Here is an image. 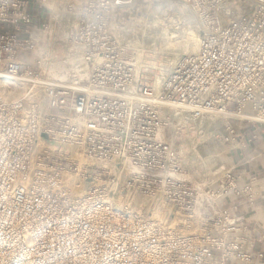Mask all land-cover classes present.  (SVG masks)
Returning a JSON list of instances; mask_svg holds the SVG:
<instances>
[{"label": "built area", "instance_id": "built-area-1", "mask_svg": "<svg viewBox=\"0 0 264 264\" xmlns=\"http://www.w3.org/2000/svg\"><path fill=\"white\" fill-rule=\"evenodd\" d=\"M180 1L200 28L198 49L165 69L120 48L107 30L120 0L87 1L68 31L86 65L80 87H71L47 80L41 57L28 59L41 50L46 27L33 0H0V264H258L264 257V236L237 211L250 201V185H239L231 169L215 181L208 172L192 177L177 142L163 134L165 106L187 122L228 114L264 124V0ZM70 147L129 173L119 184L120 169L78 167ZM64 172H78L82 186L68 189ZM131 192L156 195L195 226L115 205L117 194Z\"/></svg>", "mask_w": 264, "mask_h": 264}, {"label": "rangeland", "instance_id": "rangeland-1", "mask_svg": "<svg viewBox=\"0 0 264 264\" xmlns=\"http://www.w3.org/2000/svg\"><path fill=\"white\" fill-rule=\"evenodd\" d=\"M87 1L89 0H73V1L71 0H33L32 2L33 12L43 16L42 22L46 25V27H43L45 31L43 32L42 36L40 37V41H39V46L41 47V50L36 51L33 55L32 54L28 55V59L32 60V59H37L41 57L42 59H44V62H45L47 53H50L52 50H54L53 53L55 55L58 54L57 58H60L61 56H63L64 46H63V43L61 42V39L62 40L65 39L67 40V42H69V39H68L69 32L68 31L70 29V26L73 25L71 24L72 16L76 12L77 13L76 21H77L81 14L80 9L84 6V4ZM120 1L121 2L117 4V8L115 9L116 13H115L114 19L111 18V21L109 25L107 26V30L113 36V38L115 39V42L118 44L120 48H123L127 51L136 52L139 55V59L145 60L148 66L152 68L156 67L157 69H161V68L165 69L169 67L170 63L168 59L171 53H173L176 50V47L179 44V41H178L179 38L175 37L174 39V37H171V38L162 40L160 34L156 33L154 43L152 44L144 43L141 47L136 48L135 46H131L130 44H127L124 40L118 41L116 38L117 36L113 32V30H111V27L123 26V25L130 26L131 24L130 22L132 19H135V21H138L139 19L143 18L142 16L147 15V16H152V17L158 16L159 22L165 25L172 32L174 36H178L181 29H183L184 27L183 26L184 22H189V21H191V24L193 26L195 25V28H197V32L199 33L200 28L197 25V22H196V19L193 13L188 9L187 5L181 2L180 0H159V1H162L163 4L159 5L158 7L159 9H156V10L151 9L150 6H148V4L145 5L144 4L146 2L145 0L135 1L132 4H130L132 0H120ZM145 8L147 10H145ZM57 9H61L65 13V18L60 20V24L63 26L65 31H58L57 28H54L53 26H51V11L57 10ZM69 51L73 54L75 53L78 55V52L76 53V49L72 48L70 44H69ZM60 63L62 64V61L58 62L57 64L59 65ZM62 65L65 66L64 64ZM41 68H42V65H41ZM63 73L65 74L66 71H64ZM67 78L68 79L75 78V82L77 81L76 84H79V85H81L83 80L85 79L84 76L75 77V74L72 72L67 75ZM56 80L59 81L60 77L57 76ZM167 108H171V107H167ZM164 111H165L164 113H165L166 121H165V126L163 129V134H164L165 139L168 140L169 142L170 141L177 142V145L179 146L181 157H182L181 165H182L183 170L188 171L191 169L192 171H190V173L192 174V177L194 178L200 177L201 174H203V172L205 173L208 172L213 181L222 177L223 174L229 170V167L227 166V161L229 160L228 159L229 154L232 153L234 147L238 146L235 138H236V134L238 131L237 127L239 125L238 124L239 120L236 118L228 119V122L225 128L228 129L230 132L228 136L225 137L224 139L225 140L224 146L226 145V147L225 149L222 148L215 153H211L206 148V141H208L209 139L208 135H203L201 132H199V130L196 127V122L192 123L193 121L189 120L190 122L189 123L185 121L187 117L183 115L182 110L181 111L178 110L179 113L177 114V116L180 114L181 117L179 118V121L177 120L175 121L176 125L174 126L173 129H171L172 128L171 126L173 125V123L175 124L174 119H173L174 113L168 112L166 109H164ZM216 137L223 140V137L220 135H217ZM81 156L84 157L83 155ZM200 156L204 159V163H201V162L197 163V162H194L193 159H191L192 157L198 158ZM188 157L190 159L187 160ZM85 159H87L90 162H87L84 165L93 166V164L96 163L99 166L106 167V168H109L117 172L120 169L121 171V172L119 171L120 177L124 171H126L127 174L129 173L128 172L129 168L126 166L124 167L117 166V168L119 169L116 170L114 169L116 167H114V164L112 162L101 161V160H100L101 162H98L95 159H92L89 157H86ZM237 161H241V160H237ZM230 171L235 172L236 170L231 169ZM125 176H123V178ZM118 179H119V184H120V181L122 182V180L121 178H118ZM133 193L134 192H131L130 194H133ZM139 194L150 196L149 194H144V193H139ZM152 195L153 194H151V196ZM153 196H156V195H153ZM158 199H155V201L156 200L158 201ZM162 203L164 204L163 201L159 200V205H161ZM154 205L155 203L153 202L152 206ZM164 206L166 205L164 204ZM125 208L128 209V211L133 212V213L134 212L142 213L145 211V212L152 214L150 210H144V209L133 210L132 208L128 206H126ZM164 212H165L164 215L166 216L165 218L166 222H168V220L173 217V210H170V211L165 210ZM192 221H194L195 223L194 218H192ZM191 228L193 227L191 226Z\"/></svg>", "mask_w": 264, "mask_h": 264}, {"label": "bare ground", "instance_id": "bare-ground-1", "mask_svg": "<svg viewBox=\"0 0 264 264\" xmlns=\"http://www.w3.org/2000/svg\"><path fill=\"white\" fill-rule=\"evenodd\" d=\"M135 1H139V0H132L130 4L134 3ZM145 1L146 2L144 4L145 5L148 4V6H150V8L153 10L159 9L158 8L159 5L163 4V2L159 0H145ZM145 10L147 9L145 8ZM76 14H77L76 12L73 14L71 24H74V22L76 21L77 19ZM142 17L143 18L141 19L138 18L139 19L138 21H135V19H132L130 22L131 23L130 26L123 25V26L111 27V30H113V32L117 36L116 37L117 40L118 41L124 40L127 44H130L131 46H135L136 48H139L144 43H150V44L154 43L156 33L160 34L162 40L171 38V37H174L175 39V37H178L179 40L178 39L177 40L179 41V44L176 47V50L173 53H171L168 59L170 65H172L179 57L189 54V53H194L197 51L201 32L200 30H199V33L197 32V28H195V25L193 26L191 24V21L184 22L183 29H181L178 36H174L172 32L165 25L159 22L158 16L152 17V16L146 15ZM64 18H65V13L63 10L61 9L52 10L51 11V26H53L54 28H57L58 31H65L63 26L60 24V20ZM61 42L63 43V46H64L63 56H61L60 58H57L58 54L55 55L53 53L54 50H52L50 53H47L46 60L42 64L41 73L45 76V78H47V80H50L54 84L67 85L71 87H80L79 84H76L77 81L75 82V78L68 79L67 75L72 72L75 74V77L85 76V69H86L85 62L80 56H78L75 53L73 54L69 51V42H67V40L61 39ZM61 61H62V64H64L65 66H63L61 63L59 65L57 64L58 62H61ZM64 71H66L65 74L63 73ZM57 76L60 77L59 81L56 80ZM167 107H170V106H165L164 109H166L168 112L174 113V116H173L174 122L176 120L179 121V118L181 117V115L179 114L177 116V114L179 113L178 109L175 107H171V108H167ZM234 116L235 115L231 117L234 118ZM229 118L230 117H228V114H213L210 116H202L194 120L189 118L188 120L193 121L192 123L196 122V127L199 130V132H201L203 135H208L209 139L208 141H206V148L211 153H215L222 148L225 149L226 147V145L224 146V141H225L224 139L225 137L228 136L230 131L226 129L225 127L227 125ZM175 125H176V122L175 124L173 123V125L171 126L172 127L171 129H173ZM217 135L222 136L223 140L217 138L216 137ZM70 151L72 152L71 158L76 161L78 167H81L87 162H90L84 157H82L81 154H79L78 151L75 150V148L70 147ZM98 162H101V161H98ZM125 175H127L126 171H124L121 174V177L119 175V178H121L122 180L123 176ZM63 182L68 189L73 190V191L79 189L82 186V180L78 172H64ZM149 195L150 196L142 195V194H139V192L137 193L134 192L133 194H130V193L117 194L114 197V203L118 207L128 206L132 208L133 210H138V209L150 210L152 213L151 215H153L156 219L164 221L166 218V216L164 215L165 213L164 211L169 210L168 207L164 206L163 203L159 205V199L156 196H153V195L151 196V194ZM155 199H158V201L156 200L157 201L156 202ZM153 202L155 203L154 206H152ZM169 220H168L169 221L168 223L170 225H174L178 221L188 222L190 228L191 226L194 227L196 223V221L195 223L194 221H192V218L187 220L185 218H182V216H177V215H175ZM189 227L184 226V227H179L178 229L181 230L182 232H187L190 229Z\"/></svg>", "mask_w": 264, "mask_h": 264}, {"label": "crops", "instance_id": "crops-1", "mask_svg": "<svg viewBox=\"0 0 264 264\" xmlns=\"http://www.w3.org/2000/svg\"><path fill=\"white\" fill-rule=\"evenodd\" d=\"M238 124L235 138L238 146L229 154L227 166L239 174L237 183L250 185L253 193L250 201H245L237 211L264 236V124L240 121ZM229 201L233 203L234 198ZM258 264H264V257Z\"/></svg>", "mask_w": 264, "mask_h": 264}]
</instances>
